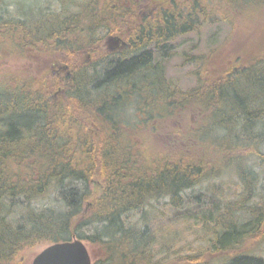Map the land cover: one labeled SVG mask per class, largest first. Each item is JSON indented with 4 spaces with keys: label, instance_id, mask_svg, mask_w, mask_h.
I'll return each mask as SVG.
<instances>
[{
    "label": "trees",
    "instance_id": "16d2710c",
    "mask_svg": "<svg viewBox=\"0 0 264 264\" xmlns=\"http://www.w3.org/2000/svg\"><path fill=\"white\" fill-rule=\"evenodd\" d=\"M243 1L226 0L236 7ZM192 4L84 0L75 4L76 13L57 17V24L37 11L28 22L0 28L23 54L59 55L57 60L70 69L69 75L53 74L44 85L25 80L15 88L0 86V264L18 262L24 250L73 238L97 247L101 264H189L192 256L166 258L171 239H162L160 228L149 225L154 216L147 204L167 196L176 207L187 189L225 172L239 180L243 200L264 196V104L259 105L264 102V62L245 68L244 75L253 76L245 79L247 87L230 73L229 79L181 92L164 77L161 60L171 56L173 41L198 24L193 11L201 3ZM95 30L123 35L129 30L130 47L122 56L83 63L81 55L95 43ZM158 55L161 60L154 61ZM58 89L62 98L54 102L51 94ZM256 102L257 108L252 106ZM129 104L135 124L123 116ZM176 118L184 123L180 131L165 124ZM92 128L100 131L98 140L90 139ZM165 130L170 136L164 144L158 139L162 150L144 163L140 142L151 144ZM184 144L188 148L180 147ZM212 149L218 165L206 161ZM97 182L98 194L90 189ZM44 194H53L55 205H38ZM238 205L246 209L245 220L233 222L229 211L224 223L216 217L219 228L210 251L221 257L213 262L264 264L243 247L259 234L264 239V202ZM136 210L141 211L139 223L129 218ZM238 248L241 253L229 254Z\"/></svg>",
    "mask_w": 264,
    "mask_h": 264
},
{
    "label": "rangeland",
    "instance_id": "374dc122",
    "mask_svg": "<svg viewBox=\"0 0 264 264\" xmlns=\"http://www.w3.org/2000/svg\"><path fill=\"white\" fill-rule=\"evenodd\" d=\"M82 1L84 0H5L0 3V28L4 29V26H7L8 23L17 21L28 22L37 11L43 12L44 15L53 19V24H57V17L70 16L76 13L77 6L75 4ZM176 1L180 2L185 8L193 5L194 1L201 4L199 9L196 8L193 11L196 20H198L195 30L179 36L173 41V49L169 59L161 60L159 55L154 59L157 62L161 60L166 80L172 82L179 91L185 92L197 87L201 82L205 84L215 82L213 80L221 77V80H226L230 78V73H233V75L236 73L235 77L241 86L247 87L248 80L245 79L253 78V76H245L244 74L248 73L245 68H251L249 66L255 64V66H263L264 64V4H255L256 0H245L242 5L236 7L228 4L226 0ZM1 31L3 32V30ZM92 33L93 42L95 43L81 55L83 63L90 64L89 60L94 61L102 57L122 56L127 52L126 48L120 46V41H115L111 37L116 35L114 30H95ZM126 35L120 33L118 36L128 43ZM6 41L7 38H3L2 33H0V47H4L0 51V86L15 88L19 82L22 83L25 80H32V82H35V86L37 84H47L46 82L54 74L51 72V63L53 61L62 62V60H57L60 57L59 55H55L54 59H48L49 57L46 54H36L39 56L32 58L31 54H23L14 47V44L10 42L11 40ZM86 53L89 55L86 56ZM154 82H156L155 79ZM251 90H246V93H251ZM51 95L54 102L62 98V96H59L61 94H57L55 91H52ZM65 104L67 109L71 111V103L66 101ZM263 104L264 102L260 103V107ZM259 105L256 102L252 106L257 108ZM126 108L123 111L124 118L131 119L135 124L137 116L133 114L135 110L132 104H129ZM151 110H154V108H151ZM75 119L78 120L77 117ZM168 123L174 130L178 131H180L181 124H184L180 118L165 122V124ZM146 124L147 121L144 122V125ZM83 127L89 128L90 126ZM140 127H138V130L141 129ZM238 127L241 126L238 125ZM88 128H84V130L87 131ZM169 131L165 130L158 137L153 136L155 138L151 144L140 142L142 148L139 153L142 155L144 163L150 164L153 162L154 153L160 148L159 143H166L167 138L170 136ZM88 133L91 140L100 138L98 129L92 128ZM134 141L139 143L138 140ZM180 147L188 148L185 144L180 145ZM204 149L207 150L208 148ZM260 149L263 150L264 147ZM197 150L199 151V148ZM216 157V151L212 149L206 157V161L214 163ZM248 159H252V157ZM248 161L253 162L254 160ZM214 164L218 165V163ZM255 165L256 171H261L260 164ZM99 186L100 184L97 182L93 187L91 185L90 189L98 194L100 191ZM242 190L243 188L237 177L225 172L220 176L200 181L195 186L187 189L182 194L180 205L177 204L176 207L170 205L167 196L160 197L147 204L146 210L154 216L152 224L149 222V225L160 228L159 235L163 236L162 239H166V236L171 239V250L166 254V258L169 255L187 259L188 256H192V261L188 259L189 264L202 262L222 264L218 261L213 262L221 256L210 251L213 245L211 238L214 236V229L218 230L219 228L217 227L218 224L216 225V217L224 223V218L227 220V217H230L228 216L230 213L226 214V211H229L233 213L231 214L233 222H239L246 218L245 207L235 208L239 206V203L241 206H252L264 202L262 194H256L252 198L243 200L245 196L241 194ZM259 192L262 191L259 190ZM39 199L38 205L54 204L53 194H44ZM140 212L138 210L131 212L129 214L130 220L139 223ZM195 215H198L197 219ZM153 221L156 223L153 224ZM83 229L88 234L87 228ZM262 236L259 234L254 238L255 240L243 242V247L246 246L247 254L260 257L264 261V239H261ZM81 241L89 252L92 264H101L97 247L93 248L87 241ZM45 247V245H39L31 250H24L18 262L14 261L12 264H31L34 256ZM241 249L230 250L229 254L237 255L241 253ZM221 255L225 256V254Z\"/></svg>",
    "mask_w": 264,
    "mask_h": 264
},
{
    "label": "water",
    "instance_id": "95a60500",
    "mask_svg": "<svg viewBox=\"0 0 264 264\" xmlns=\"http://www.w3.org/2000/svg\"><path fill=\"white\" fill-rule=\"evenodd\" d=\"M31 264H92L84 243L76 238L51 244L32 259Z\"/></svg>",
    "mask_w": 264,
    "mask_h": 264
},
{
    "label": "flooded vegetation",
    "instance_id": "af4514ba",
    "mask_svg": "<svg viewBox=\"0 0 264 264\" xmlns=\"http://www.w3.org/2000/svg\"><path fill=\"white\" fill-rule=\"evenodd\" d=\"M129 30L126 31V33L128 32ZM119 34L116 33V35H112L111 37L113 39H115V41H120L121 45L120 46H123L124 48L128 49L130 47L129 43H127L125 40H123L120 36H118ZM86 56H88V54H86ZM88 59V58H87ZM55 67V68H54ZM51 72L54 73L56 76H59L60 74H63V75H69L70 73V69H69V66L67 64H64V63H58L56 64L55 66H52L51 68ZM57 94H61L62 95V90L61 89H58L56 91Z\"/></svg>",
    "mask_w": 264,
    "mask_h": 264
},
{
    "label": "bare ground",
    "instance_id": "6f19581e",
    "mask_svg": "<svg viewBox=\"0 0 264 264\" xmlns=\"http://www.w3.org/2000/svg\"><path fill=\"white\" fill-rule=\"evenodd\" d=\"M191 218V217H190Z\"/></svg>",
    "mask_w": 264,
    "mask_h": 264
}]
</instances>
